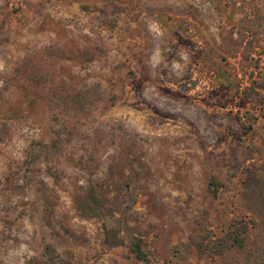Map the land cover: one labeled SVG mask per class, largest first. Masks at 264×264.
I'll list each match as a JSON object with an SVG mask.
<instances>
[{
	"label": "rangeland",
	"instance_id": "1",
	"mask_svg": "<svg viewBox=\"0 0 264 264\" xmlns=\"http://www.w3.org/2000/svg\"><path fill=\"white\" fill-rule=\"evenodd\" d=\"M0 264H264V0H0Z\"/></svg>",
	"mask_w": 264,
	"mask_h": 264
},
{
	"label": "trees",
	"instance_id": "2",
	"mask_svg": "<svg viewBox=\"0 0 264 264\" xmlns=\"http://www.w3.org/2000/svg\"><path fill=\"white\" fill-rule=\"evenodd\" d=\"M251 129H250V127H247L246 128V131L248 132V131H250ZM91 200H94V197L93 196H91ZM106 233H108V230L106 231ZM46 250L48 251V252H51L52 250H51V248L50 247H46ZM53 252V251H52ZM135 254L139 257V258H143L144 257V255L142 254V252H141V249H140V246H138V245H136L135 246ZM51 254V253H50Z\"/></svg>",
	"mask_w": 264,
	"mask_h": 264
}]
</instances>
